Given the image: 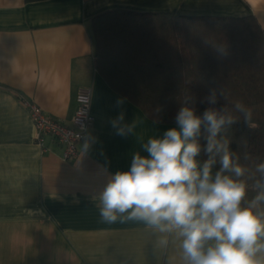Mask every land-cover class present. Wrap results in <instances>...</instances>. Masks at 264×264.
<instances>
[{"label": "crops", "instance_id": "0c3cea01", "mask_svg": "<svg viewBox=\"0 0 264 264\" xmlns=\"http://www.w3.org/2000/svg\"><path fill=\"white\" fill-rule=\"evenodd\" d=\"M189 16L253 15L264 28V0H0V264H183L180 240L138 221L103 222L99 195L109 175L130 169L159 123L113 90L95 67L91 19L109 9ZM91 90L93 127L84 151L64 160L35 131L23 100L66 124L79 88ZM124 103L117 106V100ZM123 112L134 133L117 135Z\"/></svg>", "mask_w": 264, "mask_h": 264}, {"label": "clouds", "instance_id": "9594fccd", "mask_svg": "<svg viewBox=\"0 0 264 264\" xmlns=\"http://www.w3.org/2000/svg\"><path fill=\"white\" fill-rule=\"evenodd\" d=\"M220 97L227 99L223 91L218 96L210 90L201 101L209 107L199 115L186 97L176 126L163 137L149 138L142 145L147 155L134 153L129 170L109 175L98 197L99 214L109 224L138 221L165 234L157 240L161 247L174 234L183 264H264V162L254 168L242 164L226 135L240 120L234 113L248 123L252 112L239 101L232 109L217 108ZM123 119L121 112L112 121L117 135L134 133L136 121L124 124ZM90 144L84 140V151ZM250 188L255 195L245 203Z\"/></svg>", "mask_w": 264, "mask_h": 264}, {"label": "trees", "instance_id": "16d2710c", "mask_svg": "<svg viewBox=\"0 0 264 264\" xmlns=\"http://www.w3.org/2000/svg\"><path fill=\"white\" fill-rule=\"evenodd\" d=\"M91 27L96 69L147 117L175 123L186 97L202 114L209 105L201 101L210 90L218 96L223 91L227 99L220 97L215 107L232 109L239 101L252 112L248 123L234 113L240 120L226 134L231 150L250 168L264 162V28L253 15L189 16L116 8L94 15ZM201 159H206L203 153ZM254 195L250 188L245 203Z\"/></svg>", "mask_w": 264, "mask_h": 264}, {"label": "built area", "instance_id": "2783aa9c", "mask_svg": "<svg viewBox=\"0 0 264 264\" xmlns=\"http://www.w3.org/2000/svg\"><path fill=\"white\" fill-rule=\"evenodd\" d=\"M23 105L29 111L35 131V143L43 151L46 150L45 142L49 138L60 146L64 160H72L78 155L77 145L89 136L94 123L90 88H79L71 124L52 118L34 101L23 100Z\"/></svg>", "mask_w": 264, "mask_h": 264}]
</instances>
